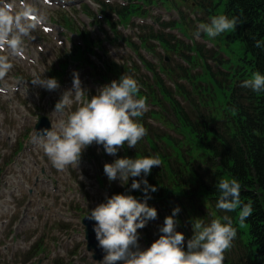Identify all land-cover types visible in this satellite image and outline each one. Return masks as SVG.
Returning a JSON list of instances; mask_svg holds the SVG:
<instances>
[{"label": "clouds", "instance_id": "obj_1", "mask_svg": "<svg viewBox=\"0 0 264 264\" xmlns=\"http://www.w3.org/2000/svg\"><path fill=\"white\" fill-rule=\"evenodd\" d=\"M34 12L27 5L15 12L11 4L0 0V51L10 50L14 54L21 51L23 39L36 27V21L30 20ZM240 23L235 16L214 15L209 22L200 23L195 34L214 40L222 34L234 32ZM255 46L264 47V41L257 40ZM11 67L8 56L0 55V78ZM31 84L47 91L60 88L56 78H46L43 73L42 76L34 74ZM241 87L256 93L264 92V74L252 73ZM140 89L141 85L134 77L122 74L85 99L87 92L81 86L78 73H74L72 89L62 93L53 113L65 115V109L74 101L80 106L67 114L66 120L60 119L55 128L42 130L33 141L42 147L53 167L59 171L69 167L76 169L83 150L93 143L102 145L106 154L112 156L125 145L135 148L147 135V129L139 122L148 109L147 98L139 95ZM161 164L158 156L122 157L104 164V174L110 183L119 180L124 185L133 178L131 190L142 191L145 199L140 202L130 194H114L87 215L96 222V239L105 253L101 264H223L225 252L232 247L237 236V229L227 216L213 219L208 224L193 219V234L186 241L185 235L176 230L178 221L175 217L180 212L176 207L165 218L159 229V238L147 249L140 248L138 229H143L158 215L157 210L147 204L150 193L156 192L157 188L149 184L146 177L153 167H161ZM138 177L140 179H135ZM215 189L219 193L216 208L225 212L239 210V222L243 225L252 215L253 207L251 202L242 203L241 183L234 177L221 178Z\"/></svg>", "mask_w": 264, "mask_h": 264}, {"label": "trees", "instance_id": "obj_2", "mask_svg": "<svg viewBox=\"0 0 264 264\" xmlns=\"http://www.w3.org/2000/svg\"><path fill=\"white\" fill-rule=\"evenodd\" d=\"M224 11L241 21L235 33L243 46V51L235 52L238 62L232 70V84L226 86L229 96L222 105L216 104L221 99L217 93L210 97L211 93L196 91L197 97L190 98V112L173 101L184 140L166 136L171 149L166 142L163 153L153 155L162 164L153 167L146 179L156 186L159 200L180 208L175 219L185 224L190 236L193 219L204 224L225 216L231 219L237 236L223 264H264V92L241 87L252 73L264 74V47L255 46L257 40L264 41V0H225ZM216 85L224 86L218 80ZM140 153L139 149L135 157ZM226 177L241 183L242 203L252 204L253 213L243 225L239 210L216 208L219 193L215 184ZM199 205L209 206L211 213L201 214Z\"/></svg>", "mask_w": 264, "mask_h": 264}, {"label": "rangeland", "instance_id": "obj_3", "mask_svg": "<svg viewBox=\"0 0 264 264\" xmlns=\"http://www.w3.org/2000/svg\"><path fill=\"white\" fill-rule=\"evenodd\" d=\"M195 0H185L183 2V5L179 8L173 7L170 10H166L164 7L161 6V4H157V5H151L150 7H148L147 9H150L151 12L159 13L161 14V16H163V18H165V20H174V19H179V15L181 14L180 9L183 11V13L181 15L183 20L186 21L187 23V27L189 28V32L193 33L194 36V40L196 42H203L202 37L201 36H196V31H197V26L198 24L196 23V21H192L191 19H194L193 17L196 18V20L198 19V17H203L205 20L207 19V15L205 13H203L201 10H198L195 5ZM159 2V1H158ZM78 5V3H75ZM75 4H71L70 6H74ZM39 4H36V6H38ZM76 5V6H77ZM83 7V6H82ZM72 10H74L75 12H70V11H57V10H53V9H45V14L46 17L51 19L52 17L56 18V20H62L63 16L67 13L68 16H71L73 18V20L75 22H77L78 26H86L88 25L87 23H83L80 18H79V14H80V10H78L77 7H72ZM147 18V16H146ZM79 19V21H78ZM137 20L136 23L140 20V19H134ZM91 24V23H90ZM102 25V24H101ZM103 26V25H102ZM156 27V26H154ZM157 29H159V27H156ZM92 29H95L94 33L98 34V30L96 28V26H92ZM122 30V28H120ZM139 31H136L135 29H133V26L128 27V29L125 31V35H134L135 33L137 34ZM112 34V33H111ZM70 35V34H68ZM95 35V34H94ZM228 35L229 33H225L222 34L221 36L217 37L214 39V41L219 40H227L228 39ZM45 36V35H44ZM47 40L50 41V47L51 49L54 51V53L48 54L47 56H44L43 60L46 62L47 59H49V61H52L50 64L49 69L52 67L51 65L53 64H57L56 60H57V56H60V54L62 53V49L64 50V48L62 47V49L57 48L58 46L54 43L51 42L52 39H48ZM67 46L69 47L71 45V41L68 43L63 44V46ZM120 46L124 47V45L119 44ZM211 46V48L206 47L208 50L211 49H219V48H215V46L211 45V44H206ZM240 45V41L239 39H236L234 42H232V46L234 48H237ZM117 45L113 44L112 46H109L108 49L110 51V55H112L113 57H115V59H120L119 61L123 62V57H133L135 60H138V58L135 56H133V51L131 50L130 47L125 46L124 48L126 49L127 52L122 53V50L117 46ZM70 50H68L69 52ZM241 51H243V48H241ZM109 53V52H108ZM5 55V54H2ZM9 59V58H8ZM42 60V61H43ZM159 56H155V61H158ZM174 61H179L174 60ZM212 66L214 67V69H217V64L210 60ZM9 62V60H8ZM10 63V62H9ZM42 63V62H41ZM72 65H70L69 69L65 68L63 73H62V78H66L68 79V75L72 72H76L79 75V79L82 81H87L84 84V87L89 86L90 83H92V80L98 81L101 80V78H97L94 76V78L88 74L86 68H84V65H79L77 62H71ZM11 64V63H10ZM75 65H77V67L75 68ZM14 66V63L12 62V67ZM54 66V65H53ZM15 71L20 73L22 75V77L24 79H27L29 77V75H31L34 78V74L36 75H41L42 76V72H39L37 70L38 67H36V69L32 70V69H28V68H23L21 66H15L14 67ZM67 69V72H66ZM194 72L198 71V69H194ZM97 72L94 71V73ZM72 77V76H71ZM69 77V78H71ZM109 82H103L101 85H95V90L94 91V95L97 93V90L105 84H108ZM87 93L89 92L88 90L86 91ZM87 95V94H86ZM17 98H19L24 104H25V108L26 109H34V105H32L31 101L25 100L22 96H17ZM85 99H89L88 97L85 96ZM182 101L186 104V100L181 97ZM3 103V102H2ZM46 103L42 106L46 108ZM80 104L79 103H75L74 106H72L71 110L74 111L75 108L79 107ZM44 109V108H42ZM42 109H37V112H42ZM45 110V109H44ZM18 113H23L21 110H17ZM3 116V115H2ZM1 116V117H2ZM4 128L6 129V134L4 136L0 137V153L3 152V148L7 145L8 143V138L9 136L12 134V131L15 130L16 125H17V121L15 119H12V115L8 114L7 117L4 118ZM29 129H25L23 131V133H28ZM165 131H169L168 133H172V134H176V131H174V129L170 130V129H166ZM141 144V146H143L144 142H139ZM95 145V143H93L90 147H93ZM143 148V147H142ZM149 148V147H148ZM146 149L144 148V150L148 151L150 150L151 153L154 154V150L152 149ZM89 149V148H88ZM121 152L124 151V148L120 149ZM11 152V150L9 151ZM101 152H98V158L97 157H91L90 153H88L87 148L85 150H83L82 152V156H81V163H84L85 166H91V171L96 172L95 170H97L99 172V168L100 169H104L101 166V160L103 161V163H110V159H112V156L108 155V154H100ZM46 161L44 160L43 162H41L40 164L35 165V175H42L44 176V178H51L55 184L58 183V181L61 179L59 171L53 167L51 161L44 155ZM125 157V155H120L119 158ZM5 159L8 161L13 159V164H21V165H25L26 164V158L22 157L21 154L20 155H15L14 153H10L9 155L5 156ZM115 159V158H114ZM36 160V158H35ZM114 162V161H112ZM44 164L46 166H44ZM9 165V164H7ZM30 166V165H29ZM41 168V169H40ZM44 169L45 174L43 175L41 173L40 170ZM92 178V177H91ZM94 178V177H93ZM38 183V181H31V185L36 186V184ZM73 184H77L75 181H72ZM121 184V183H119ZM14 183L11 182V180L9 181V178L5 177L4 181H3V188L6 187V189H8L9 191V196L13 199L16 200L17 196L16 193H18V191H12V187H13ZM65 186V190L64 192H62V194L59 195H54L52 193L49 192L48 188L45 187V189L43 190L42 193V198H38L36 201V205L39 203H43L45 206H47V210H45V212H43L42 214H40L39 219L35 222V224H33L31 226V229L27 230V231H23L21 232L17 237L11 241V243L15 244V242L20 241L17 245L18 247L14 248V247H9L11 243H7L5 244V247H9L7 248L8 251L6 249H3L0 251V264H53V254L56 251H59L61 248L64 249L65 254H66V258L64 259L65 261H69L67 264H93L91 263V253L88 252L87 248L85 245H83L81 242L78 241H74V246L73 245H69L67 246L65 244V240L67 239L68 235L71 236V233L73 232H78L81 231V225L79 223H67L64 220H61L57 217L56 215V211L63 213V215L65 217L69 216L71 214V217L73 218V221H81V218L84 216L85 212H87L88 209H94L97 205H99L100 203H104L106 202L107 198H110L111 195L109 193V188L106 186L104 187V189H101L97 192V194L95 196H91L89 193L81 191V196H82V201H79L77 198H75L73 201H71L70 196H67V193L70 191H73V189L71 187H69V185L64 182L63 184ZM122 185V184H121ZM93 186V182L90 183V188L92 189ZM106 192V194H105ZM67 198L66 200L62 201V199ZM45 200H47V202H44ZM17 202H20V200H17ZM48 203V204H47ZM94 205V208H92V206ZM24 207V206H23ZM32 222H30L31 224ZM164 224V223H163ZM145 227L149 228V234L153 237V238H158L160 235V224L157 220H149L146 224ZM144 227V228H145ZM143 228V229H144ZM143 229H138V233H139V238H141V232L143 231ZM36 235H40L39 238L42 236V238H44V243L47 245L46 251H40V254H38L37 257H33L31 258V254L32 252L29 251V246L30 243L34 241V239L36 238ZM38 238V239H39ZM150 238V237H148ZM148 238L144 237V240H141L142 245H140L143 249H147L148 247L151 246V244L148 241ZM17 239V240H16ZM151 239V238H150ZM5 243V242H4ZM18 248V250H17ZM7 251V252H6ZM4 252H6L4 254ZM94 264H101V263H94Z\"/></svg>", "mask_w": 264, "mask_h": 264}]
</instances>
